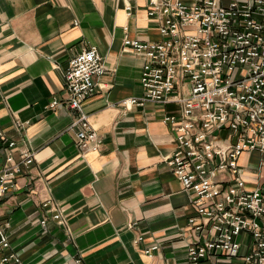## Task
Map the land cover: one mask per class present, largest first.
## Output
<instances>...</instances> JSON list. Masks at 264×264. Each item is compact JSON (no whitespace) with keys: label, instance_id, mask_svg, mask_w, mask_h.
I'll return each mask as SVG.
<instances>
[{"label":"crops","instance_id":"obj_1","mask_svg":"<svg viewBox=\"0 0 264 264\" xmlns=\"http://www.w3.org/2000/svg\"><path fill=\"white\" fill-rule=\"evenodd\" d=\"M231 1L221 0L225 6ZM148 2L0 0V130L16 141L17 161L22 149L36 158L17 180L18 189L0 202V224L24 264H189L193 195L164 162L177 145L164 118L180 115L181 106L121 105L144 96V59L125 47V38H162L159 23L147 15ZM93 47L107 72L96 77V93L83 112L103 146L82 153L65 72ZM54 99L60 106L51 109ZM263 160L257 152L240 157L248 190H264ZM46 199L61 213L62 225L42 207ZM155 245L156 252L145 254ZM203 264L242 259L216 256Z\"/></svg>","mask_w":264,"mask_h":264},{"label":"built area","instance_id":"obj_2","mask_svg":"<svg viewBox=\"0 0 264 264\" xmlns=\"http://www.w3.org/2000/svg\"><path fill=\"white\" fill-rule=\"evenodd\" d=\"M127 10L130 16L132 8ZM147 15L159 23L162 38H125V47L144 59V96L125 99L121 105L181 106L180 115L164 118L177 144L164 162L193 195L196 215L187 225L193 235L189 264L216 256L264 264V190H248L239 165L244 153L264 156V0H232L227 6L221 0H149ZM106 72L95 47L73 58L65 72L67 106L76 114L72 127L77 128L82 153L103 146L83 104L96 93V77ZM58 106L57 99L50 104L51 109ZM16 148V141L0 130V202L18 189L24 169L35 165L33 151L22 149L17 161ZM42 207L58 224L64 223L50 199ZM46 224L44 218L41 225ZM158 249L155 245L145 254ZM0 264H24L1 224Z\"/></svg>","mask_w":264,"mask_h":264}]
</instances>
